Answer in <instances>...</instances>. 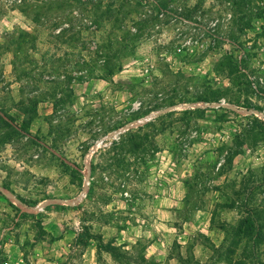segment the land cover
Listing matches in <instances>:
<instances>
[{"label": "rangeland", "instance_id": "1", "mask_svg": "<svg viewBox=\"0 0 264 264\" xmlns=\"http://www.w3.org/2000/svg\"><path fill=\"white\" fill-rule=\"evenodd\" d=\"M0 264H264V0H0Z\"/></svg>", "mask_w": 264, "mask_h": 264}, {"label": "bare ground", "instance_id": "2", "mask_svg": "<svg viewBox=\"0 0 264 264\" xmlns=\"http://www.w3.org/2000/svg\"><path fill=\"white\" fill-rule=\"evenodd\" d=\"M13 202H15L18 205V202L15 199H12Z\"/></svg>", "mask_w": 264, "mask_h": 264}]
</instances>
